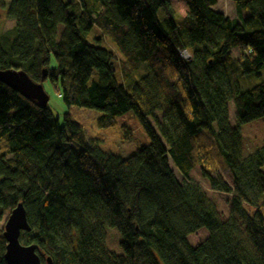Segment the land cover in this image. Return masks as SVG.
I'll return each instance as SVG.
<instances>
[{
	"label": "trees",
	"instance_id": "16d2710c",
	"mask_svg": "<svg viewBox=\"0 0 264 264\" xmlns=\"http://www.w3.org/2000/svg\"><path fill=\"white\" fill-rule=\"evenodd\" d=\"M231 1L238 18L217 0H0L14 21L0 69L50 80L67 106L100 111V128L131 111L150 138L127 157L104 151L69 113L60 124L0 81V222L22 202L19 240L43 264H264V79L238 81L264 68V0Z\"/></svg>",
	"mask_w": 264,
	"mask_h": 264
},
{
	"label": "rangeland",
	"instance_id": "374dc122",
	"mask_svg": "<svg viewBox=\"0 0 264 264\" xmlns=\"http://www.w3.org/2000/svg\"><path fill=\"white\" fill-rule=\"evenodd\" d=\"M6 4L10 0H4ZM214 9L223 13L225 17L238 18L236 7L231 0H217L216 4L213 6ZM242 15H248L247 10H242ZM14 25V21L7 18L5 16V9H0V33L5 30L11 28ZM90 35L97 34L95 29L89 33ZM109 49L115 51V48L112 44L105 43ZM231 54L234 58L239 57L240 53L238 49L232 48ZM49 65L54 67L55 59L50 54V62ZM264 79V68H262L260 76H256L252 74H239L238 81L240 84V91L251 87L252 85L263 81ZM42 87L48 95L47 107L54 114L55 117L58 118V121L63 123L62 115L64 113H69L71 119L76 120L82 126L83 130H85V134L87 137L97 138L99 141V146L102 150H108L118 154L123 157H127V155L132 154L137 151V149L148 144L150 138L145 132V129L142 128L138 119L135 118L131 111H127L122 115L117 117V122L114 126L100 128L96 124V117H98L101 112L96 109H89L85 107H77L75 105L67 106L61 97L59 96V89L50 82V80H45L42 82ZM230 113H232L231 104L229 106ZM150 121L153 122V119L150 118ZM129 129V131L125 132V128ZM197 141L204 145L210 153L215 157L218 168L223 176L226 178L228 182H231V178L229 177L228 168L225 167V160L222 157L221 151L214 136H211L209 131L206 128H201V130L196 134ZM5 148V147H4ZM3 148V149H4ZM172 170H174L176 178L181 181V175L170 163ZM202 185L206 186L204 180H202ZM208 189V188H206ZM210 192V190L208 189ZM216 200H218L219 206L223 209L227 208L226 204V195L220 194L218 192H214ZM4 219L0 222V227H2L4 223ZM207 236V232L203 229L195 230L193 233L187 236V242L191 245H195L198 242H201Z\"/></svg>",
	"mask_w": 264,
	"mask_h": 264
},
{
	"label": "water",
	"instance_id": "95a60500",
	"mask_svg": "<svg viewBox=\"0 0 264 264\" xmlns=\"http://www.w3.org/2000/svg\"><path fill=\"white\" fill-rule=\"evenodd\" d=\"M45 75L46 70L43 69L42 76ZM0 81L38 106H47L48 95L42 83L31 79L25 71L9 67L0 69ZM4 220L2 225V234L6 241L4 260L8 264H43L35 250L36 244H22L19 240L24 231H30L23 203L18 202L14 205ZM46 261L48 264L51 262L48 257Z\"/></svg>",
	"mask_w": 264,
	"mask_h": 264
},
{
	"label": "built area",
	"instance_id": "2783aa9c",
	"mask_svg": "<svg viewBox=\"0 0 264 264\" xmlns=\"http://www.w3.org/2000/svg\"><path fill=\"white\" fill-rule=\"evenodd\" d=\"M177 51L179 52L180 56L184 59H187L190 56L189 52L185 49L178 48Z\"/></svg>",
	"mask_w": 264,
	"mask_h": 264
},
{
	"label": "bare ground",
	"instance_id": "6f19581e",
	"mask_svg": "<svg viewBox=\"0 0 264 264\" xmlns=\"http://www.w3.org/2000/svg\"><path fill=\"white\" fill-rule=\"evenodd\" d=\"M14 91V90H13Z\"/></svg>",
	"mask_w": 264,
	"mask_h": 264
}]
</instances>
